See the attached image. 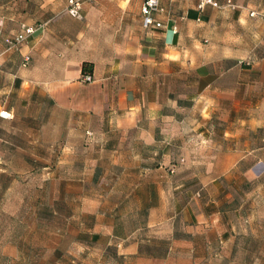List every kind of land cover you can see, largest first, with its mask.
Masks as SVG:
<instances>
[{
  "label": "crops",
  "instance_id": "obj_1",
  "mask_svg": "<svg viewBox=\"0 0 264 264\" xmlns=\"http://www.w3.org/2000/svg\"><path fill=\"white\" fill-rule=\"evenodd\" d=\"M67 1L0 0V111L12 116L0 119V142L9 143L5 131L14 123L24 125L26 136L23 144L9 143L2 156L24 158L29 166L26 158L56 151L64 157L75 142L87 141H95L91 147L100 157L125 151L132 160L123 167L121 187L131 192L121 195L120 204L132 194L142 196L135 224L121 230L116 221L123 216L117 219L113 209L84 210L93 216L91 225L84 223L89 218L80 224L91 239L87 246L103 237L104 252L134 264H264V248L254 255L264 229L254 223L257 216L241 218L239 209L229 207L237 198L223 184L231 177L264 182V57L244 62L225 56L220 46L237 40L228 30L248 19L252 7L201 10L200 0H160L152 15L157 27L145 25L146 0H85L82 19L68 14ZM24 27L35 32L11 48L8 40ZM86 67L92 82L83 81ZM245 103L247 121L240 114ZM225 108L220 143L216 116L209 114ZM246 122L248 131H241ZM177 137H183L186 164L175 170L185 176L176 182L173 165H160V159L174 155ZM214 157L223 163L206 160ZM85 167L78 188L87 181L89 187ZM118 171L116 165L102 170ZM164 183H171L172 196ZM215 184L219 192L211 195ZM187 188L195 191L176 200L177 190ZM241 188L234 185V191ZM257 189H248L247 197ZM144 190L151 193L144 197ZM242 219L247 225L241 231L234 221Z\"/></svg>",
  "mask_w": 264,
  "mask_h": 264
},
{
  "label": "rangeland",
  "instance_id": "obj_2",
  "mask_svg": "<svg viewBox=\"0 0 264 264\" xmlns=\"http://www.w3.org/2000/svg\"><path fill=\"white\" fill-rule=\"evenodd\" d=\"M236 2V5L241 7L247 8L250 5L252 10L250 8L248 19L245 18L239 22L238 28L228 30L235 39L237 37V40L223 41L220 44L222 52L225 56H238L244 62L254 56L264 57V0H236ZM228 63L229 61H225L224 67H227ZM246 107V103L241 105L240 114L241 118L243 117L242 119L247 121L249 112ZM227 111L229 110L225 108L222 114H209L213 118L216 116L218 124H216L215 130L218 131L216 135L220 143L223 141L220 138L222 136L225 138L222 131L226 129L225 124H220V118L227 116ZM31 127L38 128L34 123ZM247 127V122L244 125L241 123L239 129L241 131L245 129L246 132L248 131ZM23 128L22 123L8 126L5 135L10 140L7 141L14 145L26 142ZM157 128H159V132H162L160 127L157 126ZM193 129L196 130L195 133L199 131L198 123L193 125ZM257 134L259 133L257 132ZM243 135H247V133ZM187 137L191 136L187 135ZM246 137L241 144L246 143ZM177 138H180L177 140L181 142L172 152L174 155L160 159V165H173L171 172L175 173L176 182L185 176L183 172L177 173L175 170L186 164L183 156V137ZM188 138L187 143H189ZM9 143L0 142V264H134L133 261L119 259L117 253L111 250L104 252L103 237L95 239L98 246L96 244L87 246L91 239L84 233L87 228L80 225L83 219L88 220V218L89 220L84 223L88 226L92 224L93 216L87 215L84 210L102 213L103 211L110 212L113 209L116 212L113 215L117 219H121L123 216V219L116 221L121 230L134 226L137 218L136 211L140 208L139 198L142 196L132 194L125 203L120 204L121 195L131 192L127 188H122L121 184L123 176L126 175L123 174V167L132 160V157L127 156L125 151L113 157H100L97 156L99 152L91 147L96 144L95 141H87L82 144L75 142L76 148L64 157L57 154L56 151L57 156L53 154L47 158H26L30 168L33 169L31 171L29 166L23 162L24 158L2 156V149L5 150L7 146H10ZM89 147L92 149H88ZM209 159H212L211 163L216 165H220L224 161L223 158L215 157L206 160ZM46 163L49 164V167L44 169L42 165ZM100 163L102 164L101 170L97 171ZM84 164L86 167L83 169L82 178L85 181L89 180L90 183L89 187L87 181L85 187L78 188L76 184H78L77 179L81 174L79 170ZM111 165H116V169L120 171L118 173L102 172V170L109 169ZM9 166L12 168L11 171L7 169ZM223 182L228 193L237 198L236 203L229 207L239 209L241 218L248 217L249 213H252V216H257L254 223L264 229V182L249 183L243 177L237 179L231 177ZM111 184H115L117 187L112 188ZM234 185L241 186L242 191H234ZM163 187L172 196L171 183L168 188H166V183ZM254 187L261 189H257L256 194L252 193L247 197L248 189ZM219 189L220 185H216L215 188L209 189V193L216 195ZM144 191V197L151 193V190ZM194 191L195 188L179 189L175 198L184 201ZM239 192L243 195L236 194ZM88 197H90L89 200ZM240 203L242 206H239ZM170 208L172 205L169 202ZM232 218L234 219L233 212ZM234 222V227L238 230L246 229L247 224L243 219ZM261 235L263 236L262 242L255 245L256 253L254 255L256 256L260 255L259 251L264 248V232ZM207 255L205 254V256ZM244 255L240 254L239 258L242 259Z\"/></svg>",
  "mask_w": 264,
  "mask_h": 264
},
{
  "label": "built area",
  "instance_id": "obj_3",
  "mask_svg": "<svg viewBox=\"0 0 264 264\" xmlns=\"http://www.w3.org/2000/svg\"><path fill=\"white\" fill-rule=\"evenodd\" d=\"M85 0H68L67 1V12L70 16L82 19L83 18V5ZM206 6H212L214 8H222V7H230L231 9H237L238 6L234 4L231 0H228L226 4H219L215 0H200L199 8L202 10ZM160 10V0H146L143 5V14L145 16V25L151 26L156 25L160 27V23H155L152 15L153 13ZM35 32V29L32 27H24L23 32L19 33L12 39L8 40V44L11 48H17L24 41L27 40L29 36H31ZM84 82H92L93 77L90 74H85L83 77ZM12 116L7 111H0V119H10Z\"/></svg>",
  "mask_w": 264,
  "mask_h": 264
},
{
  "label": "trees",
  "instance_id": "obj_4",
  "mask_svg": "<svg viewBox=\"0 0 264 264\" xmlns=\"http://www.w3.org/2000/svg\"><path fill=\"white\" fill-rule=\"evenodd\" d=\"M89 72H90L89 67H86V68L84 69V73H89Z\"/></svg>",
  "mask_w": 264,
  "mask_h": 264
}]
</instances>
